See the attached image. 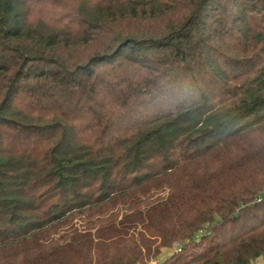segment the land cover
Masks as SVG:
<instances>
[{
  "label": "trees",
  "instance_id": "trees-1",
  "mask_svg": "<svg viewBox=\"0 0 264 264\" xmlns=\"http://www.w3.org/2000/svg\"><path fill=\"white\" fill-rule=\"evenodd\" d=\"M259 259L264 0H0V264Z\"/></svg>",
  "mask_w": 264,
  "mask_h": 264
},
{
  "label": "rangeland",
  "instance_id": "rangeland-1",
  "mask_svg": "<svg viewBox=\"0 0 264 264\" xmlns=\"http://www.w3.org/2000/svg\"><path fill=\"white\" fill-rule=\"evenodd\" d=\"M175 251H177V248H173V249H164L161 256L159 257V262H163L165 261L171 254L175 253ZM155 264V263H153ZM255 264H264L262 259H259L256 261Z\"/></svg>",
  "mask_w": 264,
  "mask_h": 264
},
{
  "label": "built area",
  "instance_id": "built-area-1",
  "mask_svg": "<svg viewBox=\"0 0 264 264\" xmlns=\"http://www.w3.org/2000/svg\"><path fill=\"white\" fill-rule=\"evenodd\" d=\"M178 252H181V249L180 248L178 249Z\"/></svg>",
  "mask_w": 264,
  "mask_h": 264
}]
</instances>
